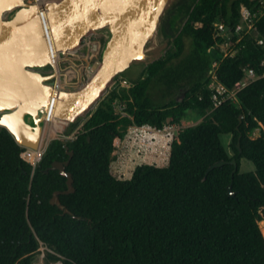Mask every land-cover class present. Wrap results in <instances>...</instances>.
<instances>
[{
    "label": "trees",
    "instance_id": "16d2710c",
    "mask_svg": "<svg viewBox=\"0 0 264 264\" xmlns=\"http://www.w3.org/2000/svg\"><path fill=\"white\" fill-rule=\"evenodd\" d=\"M257 5L197 0L174 38L176 51L141 65L134 85L122 88L126 94L111 89L127 114L104 98L74 139L52 141L36 165L10 131H0V264H31L42 245L59 253L62 264H264V44L258 43L264 14L252 33L235 32L242 8ZM220 23L229 27L227 55L217 46L227 40ZM215 61L229 88L247 69L256 73L237 92V103L214 107L209 71ZM190 109L204 119L177 132L167 165L142 163L127 179L113 173L115 140L130 127L180 124ZM223 134L232 135V155ZM66 145L74 152L67 171L75 191L60 200L71 213L51 203L55 191L68 187L67 177L51 168L69 158ZM243 157L254 171L241 172ZM233 158L234 175L230 162L207 174L214 162ZM232 180L235 196L228 191Z\"/></svg>",
    "mask_w": 264,
    "mask_h": 264
},
{
    "label": "water",
    "instance_id": "95a60500",
    "mask_svg": "<svg viewBox=\"0 0 264 264\" xmlns=\"http://www.w3.org/2000/svg\"><path fill=\"white\" fill-rule=\"evenodd\" d=\"M170 3L171 0H52L46 4V20L58 51L78 47L89 33L109 31L93 77L77 89L60 92L56 108L59 119L78 122L103 99L118 76L133 64H149L157 58L160 52L152 50L150 44L157 37ZM39 15L37 5L28 0H0V131L6 128L21 146L31 150L42 146L53 78L43 70L50 64V50ZM228 30L226 27L225 32ZM66 151L69 158L54 161L51 168L67 177L68 187L55 191L51 203L71 213L60 200L61 193L75 191L74 177L67 171L74 152L67 145ZM228 162L234 165V175L238 169L236 158L214 162L207 174ZM232 183L233 180L228 191L235 196Z\"/></svg>",
    "mask_w": 264,
    "mask_h": 264
},
{
    "label": "built area",
    "instance_id": "2783aa9c",
    "mask_svg": "<svg viewBox=\"0 0 264 264\" xmlns=\"http://www.w3.org/2000/svg\"><path fill=\"white\" fill-rule=\"evenodd\" d=\"M32 3H35L39 9V14L42 19L43 30L45 33V38L49 46L50 52V64L48 72L52 74L53 78L50 82L52 91L49 96V101L47 105V111L45 114V128L53 125L54 122L59 121L60 127L53 130L51 128V133H57L63 131L66 126L70 125V122L59 119L56 116L57 104L60 100V92L63 90H74L85 83H87L92 76L94 75L100 60L98 56L101 52V42L99 38L95 39L99 33L92 32L86 35L81 44L73 49L68 50L67 52L58 51L51 39L48 23L46 20V4L52 0H28ZM264 14V0H258V5L256 8H249L244 6L241 10V18L235 27V32L239 35L252 33L255 28V22L259 19L260 16ZM218 28L224 32L226 27L223 24H218ZM259 44H264V40L258 39ZM229 44V42H228ZM219 46V44H217ZM227 55L228 53H224ZM218 67V62L215 61L212 64V68L209 71V87L213 91L212 99L214 107H218L226 100H233L237 98V92L246 86L251 81L257 78L256 73L253 69H247L246 74L252 79L249 81L242 80L238 81L234 87L229 88L225 86L218 78L216 70ZM134 85L133 81L124 77L123 75L118 76L111 86L113 88H130ZM122 115H126V112L122 108L120 111ZM177 131V124H167L162 129H158L149 124L137 125L134 126L131 130L132 142L137 144H144V142H162L166 145H169L173 142L175 134ZM45 134V132H44ZM28 150V149H27ZM26 150V151H27ZM25 151V152H26ZM24 153V152H23ZM22 156L29 161L25 155ZM30 162V161H29ZM264 221V220H263ZM43 247V245H42Z\"/></svg>",
    "mask_w": 264,
    "mask_h": 264
},
{
    "label": "rangeland",
    "instance_id": "374dc122",
    "mask_svg": "<svg viewBox=\"0 0 264 264\" xmlns=\"http://www.w3.org/2000/svg\"><path fill=\"white\" fill-rule=\"evenodd\" d=\"M31 2V1H30ZM197 2V0H171V3L168 7V10L166 11L163 20L161 22V25L159 27L158 35L159 36H164L166 41H168L163 49L160 51L159 55L157 56L156 59L166 57L169 55L171 52L176 51V47L174 46V38L175 36L179 33L180 29L182 28L185 19L187 18L189 12L191 11L192 7L194 4ZM227 32H222V34H226ZM227 40L225 42L219 43V48L223 53H229L230 52V47L231 43L228 44V39H229V34H226ZM95 39L99 38L101 42V52L98 56V60H101L102 56V50L105 44L106 39L108 38V34L106 32H99V34L94 37ZM189 46L187 45L185 48V52L188 51ZM154 59V60H156ZM145 66L148 64H144ZM44 71L48 72L49 66L43 69ZM142 71V67L140 64H133L125 73H122V75L129 80L136 79ZM245 81H249L252 78L248 76V74L245 75L244 77ZM114 86H110V88L107 90L105 95L103 96V99L105 98L106 101H110L115 109L117 111H121L122 108L125 110V103H122L120 99H111V89ZM118 89V94L120 96L126 94V91H123V89H129V88H117ZM110 93V94H109ZM185 98L184 94H180L178 97L179 100H182ZM102 99V100H103ZM233 102L237 103L236 99L233 98ZM100 103V102H99ZM95 105L90 111L87 112V114L81 118L78 122V126L74 128L72 131L68 130L69 126H66L63 131H59L57 133H52L49 132L48 136L47 133L45 132L43 141H42V156L45 154L46 150L48 149L50 143L56 139H60L63 141L67 140H72L76 137L78 134L80 128L82 127L83 123L92 115V113L97 109L98 105ZM210 111V110H208ZM127 114V112H126ZM204 119L203 116H201L197 110L195 109H190L187 110L186 116L181 120L180 124H177V131L175 134V137L177 138V132L180 129L187 128L189 126H193L198 124ZM168 124V123H167ZM130 129H128L127 134L123 138H117L115 140V143H117L118 146H115V151L113 152V158L114 161L112 163V171L113 173L118 176L119 178H130L133 174V171L136 166L142 164V163H154L160 166H165L168 164V158H169V153H170V147L171 143L169 145H166L163 143V145L159 148L156 149L153 143L151 145H148V142H144L146 144H140L138 143L135 144L132 142V137L130 133ZM54 130V129H53ZM260 134V129H256L252 136L257 137ZM222 140L224 143V146L227 148L228 152L230 155H232L233 149L231 147V142H232V135L231 134H223L222 135ZM147 147L146 149L144 147ZM159 146V145H158ZM27 151H33L28 149ZM26 157V156H25ZM27 158V157H26ZM28 159V158H27ZM33 165H36L38 161L32 162L30 159H28ZM241 172H249V171H254L255 170V165L252 161L248 160L247 158H242L241 159V166H240ZM260 227L262 231H264V221H260ZM31 258V264H62L61 261V256L59 253H57L54 249L46 246H41L39 251L34 253L33 255L30 256Z\"/></svg>",
    "mask_w": 264,
    "mask_h": 264
},
{
    "label": "bare ground",
    "instance_id": "6f19581e",
    "mask_svg": "<svg viewBox=\"0 0 264 264\" xmlns=\"http://www.w3.org/2000/svg\"><path fill=\"white\" fill-rule=\"evenodd\" d=\"M30 2V1H29ZM38 13H39V9H38ZM40 16V15H39ZM41 17V16H40ZM43 25V24H42ZM105 32L108 34L109 36V31L105 30ZM45 36V33H44ZM46 39V38H45ZM168 41H166V39L164 38V36H159L157 33V37H155V39L153 40V42L150 44V48L154 51H157L158 53L163 49V47L168 44ZM48 45V44H47ZM93 77V76H92ZM53 122V129L55 130L56 128L60 127V122ZM50 126L45 128V132L47 133V136L49 134V132H51V128ZM31 150V149H30ZM42 154V149L40 148L39 150H33V151H26L23 153V155H25L28 159H30L32 162H36L40 159Z\"/></svg>",
    "mask_w": 264,
    "mask_h": 264
},
{
    "label": "crops",
    "instance_id": "0c3cea01",
    "mask_svg": "<svg viewBox=\"0 0 264 264\" xmlns=\"http://www.w3.org/2000/svg\"><path fill=\"white\" fill-rule=\"evenodd\" d=\"M134 126H132V127H130L131 129L133 128ZM130 129V130H131ZM163 142H164V140L162 139V142H155V143H153L152 145H154V147L156 148V149H159L162 145H163ZM144 144H146V143H144ZM148 145H151V143H147ZM159 145V146H158ZM161 145V146H160ZM115 146H118L117 145V143H115ZM145 149L147 148L146 146L144 147Z\"/></svg>",
    "mask_w": 264,
    "mask_h": 264
}]
</instances>
